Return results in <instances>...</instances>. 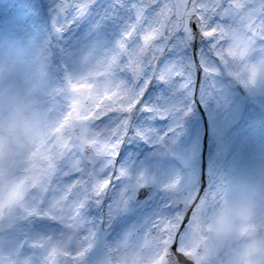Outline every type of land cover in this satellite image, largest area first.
Wrapping results in <instances>:
<instances>
[{
    "label": "rangeland",
    "instance_id": "374dc122",
    "mask_svg": "<svg viewBox=\"0 0 264 264\" xmlns=\"http://www.w3.org/2000/svg\"><path fill=\"white\" fill-rule=\"evenodd\" d=\"M55 2L0 0V199L13 184L22 193L15 207L0 214V264H45L44 251L30 246L35 235L28 211L43 189L52 194L64 163L61 145L80 129L74 117L91 98L98 100L115 84L110 54L86 47L84 41L77 45L75 27L68 47L77 51L67 72L47 58L44 48L51 33L47 26ZM252 3L232 0L231 10L238 19L225 23L219 37L224 69L218 76L200 73L198 105L180 117L177 136L169 137L168 143L159 136L145 143L130 132L121 148L130 191L140 187L142 176L140 185L152 184L155 197L161 194L157 189L177 177L185 187H201L205 166L204 191L216 195L197 213L202 219L201 235H195L193 222L183 233L181 249L197 248L203 241L206 264H236L247 238L264 240V43L248 26L249 18L256 16L250 11ZM254 23L264 27V18ZM32 72L37 81L28 80ZM235 82L245 88V97ZM135 127L161 133L174 128L175 122L161 124L137 114ZM157 205L155 200L133 217L144 230L151 229L144 217L157 211ZM136 228L125 227L131 241ZM223 228L230 229L226 239L220 236Z\"/></svg>",
    "mask_w": 264,
    "mask_h": 264
},
{
    "label": "snow or ice",
    "instance_id": "6c2138e0",
    "mask_svg": "<svg viewBox=\"0 0 264 264\" xmlns=\"http://www.w3.org/2000/svg\"><path fill=\"white\" fill-rule=\"evenodd\" d=\"M231 9L232 0H56L47 58L67 72L77 51L68 47L75 27L77 45L84 41L110 54L115 84L74 117L80 129L61 145L64 163L52 194L43 189L28 211L35 235L30 246L44 251L45 264H137L121 243L122 232L156 197L150 190L139 200L130 191L121 148L130 132L145 143L177 136L180 117L198 105L200 73L218 76L224 69L219 37L225 23L238 19ZM250 11L256 16L248 26L264 43V27L254 23L264 18V0H253ZM137 114L161 124L174 120L175 127L161 133L136 128ZM143 180L138 177L137 187ZM203 183L202 172L199 188L185 187L180 177L164 184L172 195L144 217L165 246L168 264H187L180 233L216 195L205 192Z\"/></svg>",
    "mask_w": 264,
    "mask_h": 264
},
{
    "label": "flooded vegetation",
    "instance_id": "af4514ba",
    "mask_svg": "<svg viewBox=\"0 0 264 264\" xmlns=\"http://www.w3.org/2000/svg\"><path fill=\"white\" fill-rule=\"evenodd\" d=\"M138 189H135L134 193L138 194ZM137 219L134 220L135 224L129 222L124 225V230L127 225H137L136 228L137 233L132 234L133 240L128 239V235L124 234L125 231L122 232V245H126L128 248L129 254L132 256L134 260L137 261V264H168L165 260V246L161 243L157 235L151 230H144ZM144 231V232H143ZM115 238V234L108 236V241L112 242ZM181 236H179V243L181 246ZM132 249H136L133 251Z\"/></svg>",
    "mask_w": 264,
    "mask_h": 264
},
{
    "label": "clouds",
    "instance_id": "9594fccd",
    "mask_svg": "<svg viewBox=\"0 0 264 264\" xmlns=\"http://www.w3.org/2000/svg\"><path fill=\"white\" fill-rule=\"evenodd\" d=\"M22 193L18 191L17 184H13L7 195L0 199V214L6 213L19 203ZM230 235V229H221L220 236L226 239ZM220 241H216L219 244ZM214 250V249H213ZM197 258L202 261L208 259V253H201L198 248H194ZM196 264V261H193ZM236 264H264V240L258 238H247L236 255Z\"/></svg>",
    "mask_w": 264,
    "mask_h": 264
},
{
    "label": "water",
    "instance_id": "95a60500",
    "mask_svg": "<svg viewBox=\"0 0 264 264\" xmlns=\"http://www.w3.org/2000/svg\"><path fill=\"white\" fill-rule=\"evenodd\" d=\"M187 264H193L194 258L192 257V255H187Z\"/></svg>",
    "mask_w": 264,
    "mask_h": 264
}]
</instances>
